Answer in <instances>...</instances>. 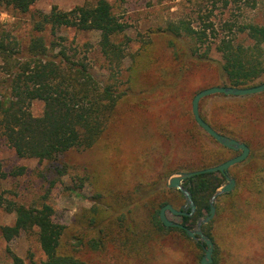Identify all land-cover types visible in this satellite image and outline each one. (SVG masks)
Segmentation results:
<instances>
[{
	"label": "trees",
	"instance_id": "16d2710c",
	"mask_svg": "<svg viewBox=\"0 0 264 264\" xmlns=\"http://www.w3.org/2000/svg\"><path fill=\"white\" fill-rule=\"evenodd\" d=\"M119 1L124 3L130 0ZM231 1L226 0L225 6ZM36 2L37 0H0V7L30 16L29 28L24 33L18 32L16 27L10 28L8 24L0 23V144L7 145L19 159L48 162L59 174L64 175L57 164L60 156L73 150H92L108 136L110 143L107 144L108 151L103 160L105 171L115 169L124 172L125 163L129 166V171L137 175L129 193L139 196L136 197L135 207L143 203L145 221L151 225L152 232L164 235L176 232L191 240L184 230L166 227L160 220L161 209L171 205L161 197L162 193L170 191L164 182L179 171L194 172L218 166L240 152L220 145L221 153L216 156L214 153L210 154L209 160L214 161L206 162L208 156L200 150V144L204 142V137L212 138L197 124L193 115L192 98L199 90H193L194 73L188 68L191 67L189 62L196 60L199 65L218 67L224 86L253 87L264 78V25L249 23L236 27L227 24L229 34L219 38L216 46L222 57V62L219 63L200 52L202 45L216 35L211 24L197 28L182 20L169 22L164 34L174 40H190L188 54L184 55L182 52L181 55L191 61L183 62L177 71L165 72L169 74L163 75L161 80L154 83V72L150 71L152 59L146 64L143 61L141 68L138 64V68L132 70L136 74L135 78L131 75L128 82H124L126 43L118 42L117 38L128 26L115 15L107 0L77 6L70 11H62L55 6L48 13L32 11ZM61 30L99 34L98 49L110 73L107 81L102 82L93 75L86 54L81 56L77 46L66 45L68 39L59 36ZM237 34L246 35L250 43L245 45L237 42ZM199 44L201 46L197 47ZM141 80L150 82L149 86L139 88L141 95L161 89L164 90L165 101L161 104L156 102L148 109L138 104L136 96ZM181 87V93L172 91L170 96L167 95L168 90ZM133 93L135 98L129 99ZM179 94L184 96L179 97ZM35 101L44 105L39 117L34 116L31 111ZM122 103L125 108L120 114L118 108ZM201 116L217 132L237 139L233 134L224 132V128H217ZM116 128H126L120 138L115 137ZM127 136L134 142L148 143L144 148L147 150L146 154L138 155L127 163L121 159L116 163L114 157L117 146L121 145L123 149L118 151L124 156L123 143ZM246 145L251 148L248 143ZM259 151L263 153L252 151L250 158L246 160V164L254 167V177L251 180L255 191L253 199L236 204V201H240V187L225 196L228 199L226 206L234 209L233 223L238 227L246 224V228H264V146ZM25 171V167H16L10 172H4L0 166V179L21 177ZM225 180V176L218 172L197 175L184 182V186L192 194L196 212L193 217L179 216L183 225L188 226L189 222L196 224L201 217L209 215L211 199L224 186ZM177 192L185 200L182 192ZM120 193L117 192V196ZM130 198H133L132 194ZM248 205L246 215L243 216L242 209ZM226 206L217 202V218L225 214ZM129 208L130 204L128 210ZM0 209L15 216L12 225L0 226V235L5 241L10 242L22 233L36 234L45 259L29 264H88L77 256V251L87 245L92 251H98L103 245L99 236L87 242L82 237H77L75 249H69L65 242L67 227L55 221L54 209L48 204L26 207L0 195ZM125 214L120 220L124 219ZM96 221V217L91 218L92 223ZM134 230L135 255L140 259L151 260L150 243L157 238L144 231L140 234L138 226ZM208 236L215 245L213 259L218 264V250L221 247H218L215 237L211 234ZM259 240L264 242V237H259ZM197 247L204 251L202 244L197 243ZM11 260L10 264H28L13 253Z\"/></svg>",
	"mask_w": 264,
	"mask_h": 264
},
{
	"label": "rangeland",
	"instance_id": "374dc122",
	"mask_svg": "<svg viewBox=\"0 0 264 264\" xmlns=\"http://www.w3.org/2000/svg\"><path fill=\"white\" fill-rule=\"evenodd\" d=\"M97 1L37 0L31 10L48 13L56 6L59 10L70 11L77 6L93 5ZM107 1L112 5L115 15L128 26L127 30L117 38L118 42L126 43L127 57L123 62L124 82H128L127 79L131 75L135 78L136 74L132 73V70L138 68V64L141 68L143 61L146 64L152 59L150 71L154 72L155 76L152 83L161 80L163 75L169 74L165 72L177 71L183 62L191 61L181 55L182 52L185 55L191 47L190 40H174L164 34L169 22L182 20L192 23L197 28L211 24L216 35L210 37L202 45L200 52L219 63L222 62V57L216 50V46L219 38L229 34L227 24L236 27L249 23L264 25V0H229L231 2L228 6H225L226 0H130L124 3L119 0ZM29 19V15L18 14L5 7H0V23L8 24L10 28L16 27L18 32H27ZM59 36L68 39L65 42L66 45L77 46L81 56L86 54L92 73L97 79L102 82L109 79L107 64L98 49L100 39L98 33L61 30ZM236 38L237 42L245 45L250 43L244 34H237ZM199 46L201 45H197ZM194 61L189 62L191 67H188L194 73L192 80L194 91L199 90L200 92L202 88L224 86L218 67L199 65L196 60ZM185 81L189 83L187 79ZM263 82L264 78L255 86ZM140 83L136 97L138 104L143 108L148 109L156 102L161 104L165 101L164 90L161 89L151 94L141 95L139 88L149 86L150 82L141 80ZM181 89L182 87L177 90L170 89L167 95L170 96L172 91L181 93ZM222 95L216 94L204 98L200 102V114L217 128H224V132L233 134L237 137L236 140L248 143L251 146L249 147L251 152L246 160L250 158L252 151L263 153L259 149L264 146V92L245 97H223ZM178 96L184 95L179 94ZM134 98L133 93L129 99ZM142 99L149 102H144ZM187 105L186 101L185 106ZM124 108L122 103L118 108V113L121 114ZM43 109L42 102H33L31 111L34 116H41ZM126 128L122 130L116 128L115 137L120 138L122 131L124 132ZM208 138L204 137L200 150L206 153L208 156L206 162L210 163L214 159L209 160V155L214 153L216 156L221 153L222 149L214 138ZM108 142L110 143V138L105 136L92 150H73L60 156L57 164L64 175L59 174V171L53 169L48 162L19 159L7 145L0 144L2 171L10 172L16 167L26 168L25 174L21 177L0 179V195L26 207L50 205L54 209L55 221L67 227L65 242L71 250L75 249L78 242L77 237H82V240L87 242L99 236L103 245L98 251H92L87 245L81 247L76 253L88 264H201V259L205 254V251H200L197 247V243L201 244V242L188 240L176 232L167 235L157 231L152 232L151 225L145 221L143 203L135 207L136 197L139 196L132 192L129 193L131 184L135 182L134 177L137 175L129 171L128 165L123 163L126 166L124 172L115 169L105 171L103 160L108 151ZM147 144L134 142L127 136L123 143L124 156L121 152L119 153L121 145H118L114 160L119 163L121 159L122 162L127 163L138 155L144 156L147 151L144 148ZM246 160L233 166L228 172V175L236 182L233 190L240 187L238 195L240 201H236V204L252 200L255 193L251 182L254 177V167L246 164ZM179 173L185 172L179 171L171 177ZM170 178L164 182L167 188ZM227 183L225 180L223 185ZM117 192H121V195L117 196ZM130 194L133 198H130ZM226 195H220L218 197L220 199L215 200V205L219 202L223 207L226 206L228 204ZM161 197L168 201L174 209H181L186 205V198L182 200L177 189H170L166 194L162 193ZM128 204H130L129 210ZM225 208L224 215L217 218L216 212L212 221L202 225L203 233L206 236L211 234L215 237L218 247H221L218 250V264H264V242L259 240V237H264V228L258 226L256 228L247 226L246 228V224L238 227L233 223V207L226 206ZM248 208L249 205L242 209L243 216L246 215L245 210L247 211ZM124 213H126L124 219L120 220ZM167 216L170 220L182 224L179 216H174L169 212ZM207 216L206 214L200 219H205ZM92 217H96L97 221L92 223ZM14 221V214L0 209V226L12 225ZM198 221L196 224L189 222L187 227L191 230L197 229ZM136 226L140 228V234L144 231L157 238L150 243L151 260L140 259L135 255V250L133 251V242L136 237L132 232ZM12 253L23 258L28 264L38 263L45 259L34 233H22L10 242L5 241L0 235V264H10Z\"/></svg>",
	"mask_w": 264,
	"mask_h": 264
},
{
	"label": "water",
	"instance_id": "95a60500",
	"mask_svg": "<svg viewBox=\"0 0 264 264\" xmlns=\"http://www.w3.org/2000/svg\"><path fill=\"white\" fill-rule=\"evenodd\" d=\"M264 92V82L258 86H253L250 88H236L230 86H214L197 93L192 101V111L194 118L197 124L212 138H214L220 145L225 148L240 152L239 155L223 162L222 164L208 168L205 170H199L194 172H185L179 173L170 178L168 183L169 189H177L182 192V194L186 198V205L183 207L184 210H176L171 205L164 206L160 211V220L166 227H174L182 229L186 232V234L193 240L201 242L204 247L205 254L201 259V264H214V243L210 237L206 236L202 231V225L207 224L212 221L216 215V205L215 200L222 194L230 193L236 182L233 178L228 175L229 169L233 166L242 163L245 161L250 155V148L245 143H242L234 138L228 137L217 132L214 128H212L200 114V102L212 95L223 94L225 96H234V97H245L249 95H255ZM222 173L226 180L227 184L224 185L219 192H217L211 199L210 202V212L209 215L205 219H200L197 224V229L191 230L186 225L174 222L170 220L167 216V213H171L174 216H192L196 211V205L193 201L192 194L189 192L188 187H185L183 184L186 180L191 179L194 176L206 174V173ZM186 210H190L188 214Z\"/></svg>",
	"mask_w": 264,
	"mask_h": 264
},
{
	"label": "flooded vegetation",
	"instance_id": "af4514ba",
	"mask_svg": "<svg viewBox=\"0 0 264 264\" xmlns=\"http://www.w3.org/2000/svg\"><path fill=\"white\" fill-rule=\"evenodd\" d=\"M182 210H184L183 208H182ZM186 212L189 214L190 212H189V210H186ZM196 212V211H195ZM195 214V213H194ZM194 214L192 215V216H187V217H193L194 216Z\"/></svg>",
	"mask_w": 264,
	"mask_h": 264
}]
</instances>
